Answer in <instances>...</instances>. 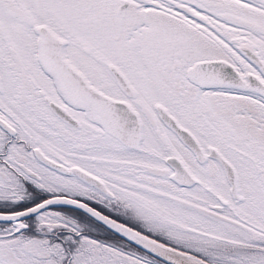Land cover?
<instances>
[{
  "label": "snow or ice",
  "instance_id": "1",
  "mask_svg": "<svg viewBox=\"0 0 264 264\" xmlns=\"http://www.w3.org/2000/svg\"><path fill=\"white\" fill-rule=\"evenodd\" d=\"M0 264H264V0H0Z\"/></svg>",
  "mask_w": 264,
  "mask_h": 264
}]
</instances>
